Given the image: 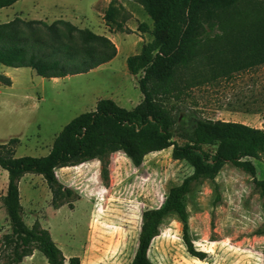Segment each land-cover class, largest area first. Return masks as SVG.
<instances>
[{
    "label": "rangeland",
    "instance_id": "obj_1",
    "mask_svg": "<svg viewBox=\"0 0 264 264\" xmlns=\"http://www.w3.org/2000/svg\"><path fill=\"white\" fill-rule=\"evenodd\" d=\"M38 1L36 7L24 11L26 17L45 16L49 19L41 20L50 24L62 16L111 38L118 54L89 73L55 79L42 77L29 67L0 64V74L13 81L11 86L0 85V143L18 139L11 144L16 156L47 155L63 128L81 113L94 110L101 98H111L128 109L141 103L144 97L138 81L143 72L131 74L127 58L153 39V20L139 0ZM11 12L0 10V20ZM189 72L180 81V98H161L176 117L174 141L178 144L187 142L197 118L263 126L264 66L207 80ZM172 149L148 154L139 167L124 152L113 153L107 178L101 174L99 160L57 169L59 180L74 192L73 207L65 204L55 209L44 178L25 174L19 184L25 222L47 228L64 255L79 256L81 264H128L138 248L143 211L160 207L169 190L192 173L187 161L172 157ZM253 162L257 178H264V155ZM8 182V172L0 167V264H10L13 257V243L7 238L12 229L2 200ZM216 183L219 202L210 180L187 200L190 234L196 248L208 253L207 260L189 255L182 224L172 214L151 245L149 256L155 264H264L263 200L253 177L226 164ZM22 264L48 261L37 251Z\"/></svg>",
    "mask_w": 264,
    "mask_h": 264
},
{
    "label": "trees",
    "instance_id": "obj_2",
    "mask_svg": "<svg viewBox=\"0 0 264 264\" xmlns=\"http://www.w3.org/2000/svg\"><path fill=\"white\" fill-rule=\"evenodd\" d=\"M18 1L0 0V9ZM139 1L153 20V39L127 58V66L133 75L143 72L138 81L142 102L128 109L111 98L99 99L94 110L81 113L63 128L45 156H16L11 146L16 138L0 143V167L9 178L2 200L12 229L7 235L13 243L10 264L21 263L35 250L42 252L49 264H65L67 260L47 228L25 222L19 186L22 177L41 175L52 194L53 207H73L74 192L59 180L57 169L97 159L102 163V176L107 178L108 159L119 151L139 167L148 154L173 147L172 157L187 161L192 168L191 174L169 190L160 207L143 211L138 248L128 264H155L149 256L151 245L172 214L182 224L189 255L207 260L208 253L197 249L191 237L187 200L199 185L210 180L215 183L219 202L216 178L226 164L253 177L264 210V178H257L253 162L264 155V122L255 127L197 118L187 142L181 145L174 141L176 117L161 99L165 95L180 98V81L189 71L207 80L264 66V0ZM142 28L147 29V24ZM117 54L111 38L65 19L50 24L20 17L0 22V64L29 67L45 78L89 73ZM12 84L10 76L0 74V85ZM68 264H81V259L70 257Z\"/></svg>",
    "mask_w": 264,
    "mask_h": 264
},
{
    "label": "crops",
    "instance_id": "obj_3",
    "mask_svg": "<svg viewBox=\"0 0 264 264\" xmlns=\"http://www.w3.org/2000/svg\"><path fill=\"white\" fill-rule=\"evenodd\" d=\"M37 4H39V1L38 0H19L18 2H16L12 6L5 7V8H1L0 10L2 12H7V10H12V12L10 14L9 13H6L5 16H4V18L1 19L0 22H3V23L4 22H9V21L13 20L15 17H20V18L26 19V20H41V19L47 20V19H49V18H47L45 16L43 18H33V19L32 18H28V16L26 17V14L24 13V11H26V12L29 11L30 10V6H35L36 7ZM17 6H20L19 7L20 10H15V8ZM54 19L56 20V19H64V18L62 16H60L59 18H54ZM94 160H97V159H94ZM90 161H92V160H90ZM73 167H75V166H73ZM63 168H66V167H63ZM63 168H60V169H63ZM7 187H8V185L5 184L4 187H3V189H2L3 196L7 192ZM37 251L38 250H35L34 251V254L32 256L25 257L24 260L21 263H19V264H22L27 259H31L37 253ZM66 258H67V260H66V263L65 264H68L69 256H66Z\"/></svg>",
    "mask_w": 264,
    "mask_h": 264
},
{
    "label": "bare ground",
    "instance_id": "obj_4",
    "mask_svg": "<svg viewBox=\"0 0 264 264\" xmlns=\"http://www.w3.org/2000/svg\"><path fill=\"white\" fill-rule=\"evenodd\" d=\"M55 79V78H54Z\"/></svg>",
    "mask_w": 264,
    "mask_h": 264
}]
</instances>
